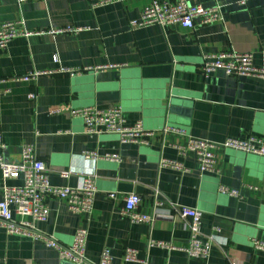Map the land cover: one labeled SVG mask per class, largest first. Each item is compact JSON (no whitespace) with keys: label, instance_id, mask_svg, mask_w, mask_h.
Here are the masks:
<instances>
[{"label":"crops","instance_id":"1","mask_svg":"<svg viewBox=\"0 0 264 264\" xmlns=\"http://www.w3.org/2000/svg\"><path fill=\"white\" fill-rule=\"evenodd\" d=\"M150 0H125L91 6L89 0H0V23L22 20L31 30L85 27L78 32L18 36L0 50V132L7 160L19 159L20 147L32 143L53 185L76 186L84 172L95 176L89 214L71 212L49 198L48 217L36 229L69 245L75 229L88 230L85 257L97 262L103 248L112 264H264V156L231 148L215 150V170L201 172L191 152L177 146L187 136L211 142L247 135L264 138V78L228 76L216 69L204 74V55L220 50L250 52L264 68V0H188L219 6L222 19L186 28L178 23L132 28ZM57 61L52 60V56ZM70 68L32 80L14 76L32 70ZM35 91V99L28 93ZM106 108L119 104L127 124L142 120L156 132L149 144L122 143L115 133L86 134L80 118L49 115V106ZM170 126L186 135L165 133ZM85 151L117 154L119 160L85 159ZM166 158L181 168L163 167ZM69 170L67 176L61 171ZM17 185L20 179L2 180ZM236 188L238 196L218 192ZM115 192L116 197H108ZM141 196L145 213L174 214L172 207L198 208L200 231L214 236L206 260L180 250L147 247V240L185 245L189 232L178 217L152 224L120 216L122 195ZM126 247L139 261H124ZM57 251L43 240L8 234L0 228V264H60Z\"/></svg>","mask_w":264,"mask_h":264},{"label":"built area","instance_id":"2","mask_svg":"<svg viewBox=\"0 0 264 264\" xmlns=\"http://www.w3.org/2000/svg\"><path fill=\"white\" fill-rule=\"evenodd\" d=\"M91 6H100L113 2L125 0H89ZM222 11L219 6L204 7L200 4H191L188 0H150L140 11L137 18L131 19L130 27H140L156 24L167 27L178 23L186 28H194L206 25L222 19ZM85 27L61 26L46 29L31 30L24 26L22 20H12L0 23V50H4L13 38L18 36L29 37L32 35L58 34L78 32ZM54 62L57 57L52 56ZM200 69L204 74L219 69L228 76H247L252 78H264V68L255 66L253 56L250 52H236L220 50L216 53L204 55L201 59ZM72 69L56 67L53 69L32 70L25 74L14 76L20 80H34L40 75L58 72H70ZM35 91L28 93V98L35 99ZM47 114H66L73 118H80L83 122L86 134L115 133L122 143H135L140 145L149 144V139L155 130L144 127L142 120H135L127 124L122 115L119 104H113L106 108L87 106L73 108L68 103L49 106ZM165 133L186 135L180 128L167 126L163 128ZM183 155L191 152L198 163L201 172L215 170V150L231 148L246 153L264 156V138L260 136L247 135L244 137H227L220 142H211L196 137L187 136L183 145L177 146ZM5 143L0 132V174L2 180L20 179L17 185H9L3 182L0 185V228L8 234L28 236L33 239L43 240L48 246L53 247L60 260H66L73 264H112L113 256L108 248H103L97 262L89 261L85 257V246L88 230L86 226H78L73 234L69 245L57 243L50 236L39 232L35 223L44 221L48 217L49 198L63 200L67 208L77 214H89L92 210L94 194L96 191L95 176L91 171L82 173L81 180L76 186L53 185L49 182L47 168L44 162L35 153L32 143H24L20 147L19 159L17 161L7 160L3 157ZM85 159H108L119 160L117 154H99L95 151L82 153ZM161 166H172L181 168V163L162 158ZM69 171V170H68ZM67 170L61 171L62 176L69 174ZM218 192L230 196H238L236 188L224 185L218 186ZM108 197L115 198V192H109ZM123 206L120 208V216L131 223L146 222L152 224L157 219L173 220L174 217L182 222L188 230L189 236L185 245H174L169 241L155 240L149 238L147 247L158 246L167 250H180L189 257L206 260L209 256L210 247L214 236H203L200 231L202 212L198 208L175 206L174 214L145 213L140 211L139 204L141 196L135 192H127L122 195ZM255 248L264 250V242L254 240ZM124 261H139L137 250L126 247L123 251Z\"/></svg>","mask_w":264,"mask_h":264},{"label":"water","instance_id":"3","mask_svg":"<svg viewBox=\"0 0 264 264\" xmlns=\"http://www.w3.org/2000/svg\"><path fill=\"white\" fill-rule=\"evenodd\" d=\"M60 264H73V263L66 261V260H61Z\"/></svg>","mask_w":264,"mask_h":264}]
</instances>
